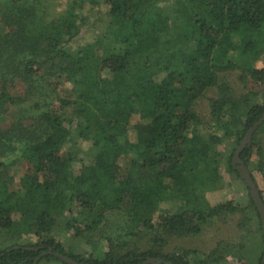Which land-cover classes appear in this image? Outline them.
<instances>
[{"label":"trees","instance_id":"obj_1","mask_svg":"<svg viewBox=\"0 0 264 264\" xmlns=\"http://www.w3.org/2000/svg\"><path fill=\"white\" fill-rule=\"evenodd\" d=\"M63 1L0 0V237L14 238L0 264H67L37 261L48 248L83 264H264L262 218L232 162L264 113V0ZM263 132L240 157L264 200ZM223 169L247 205L209 203ZM231 215L232 249L164 252Z\"/></svg>","mask_w":264,"mask_h":264},{"label":"rangeland","instance_id":"obj_2","mask_svg":"<svg viewBox=\"0 0 264 264\" xmlns=\"http://www.w3.org/2000/svg\"><path fill=\"white\" fill-rule=\"evenodd\" d=\"M52 1V10L57 11L60 10L63 5V0H51ZM96 12L97 10L104 11L105 6L101 7H95ZM84 32V31H83ZM85 33H81V35L74 40L73 47H76L78 42L83 39ZM258 67L264 66V60L257 63ZM232 72L228 73V77L230 79V82L232 86L234 87V90L236 92L242 93L245 92V88L240 83L238 79V73ZM251 87L259 90H263V86H254L253 84H249L247 86V90L251 89ZM215 95L214 90H210L207 92L205 97H203L197 105L198 111L203 115V118H208V105H209V98L213 97ZM12 121L11 116H6V120L3 121L2 125L4 127H8ZM129 138L131 141H134L136 138L135 132L131 130L129 132ZM259 138L261 139V144L264 146V132L259 135ZM223 151H228L230 149L229 143H223L221 146ZM121 164L123 168L126 167L127 160L123 158L121 161ZM239 165V164H237ZM21 174V173H20ZM223 179H224V187L222 189L216 190V191H210L207 193V199L211 205H215L220 202L225 201H233L236 204L241 205H247V188L240 179L237 174L235 173H226L224 169L222 170ZM256 179L258 181V186L260 190L263 191L264 195V178L261 174L255 173ZM19 183V179L17 177L16 184ZM239 222V216L231 215L225 218H218L215 219L209 226H207L204 230V232L198 236H191V237H178V236H170L168 238V244L164 249V252L166 253H176L180 254L185 251H199L204 254H208L214 249H216L219 245L225 244V246L230 245V249L233 248L234 244L239 242V236H240V228L238 226ZM11 238L9 236H2L0 237V240H5L8 243H11ZM64 244L68 247L70 245L69 241L65 238L62 239ZM228 264H248L246 261H238L235 260L236 258L233 255H228ZM48 264V263H47ZM49 264H62L61 262L52 261Z\"/></svg>","mask_w":264,"mask_h":264},{"label":"water","instance_id":"obj_3","mask_svg":"<svg viewBox=\"0 0 264 264\" xmlns=\"http://www.w3.org/2000/svg\"><path fill=\"white\" fill-rule=\"evenodd\" d=\"M264 123V113L263 116L259 119L258 122H256L251 128L250 130L247 132L243 142L241 143V145L238 147V149L236 150V152L234 153L232 162L234 167L237 169V171L239 172L241 178L246 182L248 188H249V192L250 195L253 199V201L255 202L258 211L261 215L262 218V226H263V235H264V200L263 197L257 187V185L255 184L252 175L249 171V168L246 165V160L242 159L240 157L241 152L243 151V149L249 144H251L252 142V137L255 133V131L259 128L260 125H262ZM239 164V165H237ZM45 255H54L57 258H59L60 260L64 261L67 264H83L80 262H77L61 253H57L54 252L52 248H48L47 251L43 252L37 259V261L40 260L41 257L45 256ZM264 261V258H263ZM144 264H173V263H167L164 261V259L162 258H148L147 261Z\"/></svg>","mask_w":264,"mask_h":264}]
</instances>
